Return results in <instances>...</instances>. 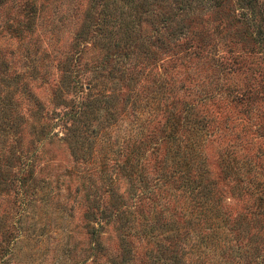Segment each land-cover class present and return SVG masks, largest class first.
Instances as JSON below:
<instances>
[{
	"label": "rangeland",
	"instance_id": "374dc122",
	"mask_svg": "<svg viewBox=\"0 0 264 264\" xmlns=\"http://www.w3.org/2000/svg\"><path fill=\"white\" fill-rule=\"evenodd\" d=\"M129 1L0 0V264H113L119 253L116 222L99 212L107 185L88 179L95 158L59 139L82 100L100 107L82 132L119 149L140 129L160 138L170 112L197 118L203 177L226 219L220 244H202L207 222L185 226L174 191L168 214L157 195L130 197L120 173L116 189L156 231L185 237L188 259L264 264V0ZM105 9L131 18L127 48L112 45ZM129 238L136 263L155 247Z\"/></svg>",
	"mask_w": 264,
	"mask_h": 264
},
{
	"label": "trees",
	"instance_id": "16d2710c",
	"mask_svg": "<svg viewBox=\"0 0 264 264\" xmlns=\"http://www.w3.org/2000/svg\"><path fill=\"white\" fill-rule=\"evenodd\" d=\"M122 3L126 4L125 0ZM128 4L130 5L131 1L128 0ZM105 10H107L105 12L108 16L107 24L110 25L106 24L103 28L109 29V31L114 30L112 33L117 36L112 45L118 51L127 48L132 44L134 31L131 18L126 20L122 17V9L115 15L110 9ZM125 52L127 51L121 52L123 59L126 57ZM121 54H119L120 57ZM91 89L92 85L88 90ZM95 104L93 109L90 104L82 100L75 111L76 113H69L74 116L73 121L67 123L64 117L61 121L64 131L59 135V139L71 143V151L74 154L78 148L82 158L94 157L95 168L92 174H88V179L90 180L91 176L95 174L107 185L105 188L107 198L103 200L99 212L105 222H116V227L119 230V253L110 255V260L113 264H198L188 259L191 253L185 250V237L172 229L156 231L152 225V219L146 217L145 214L140 218L137 217L125 196L117 191L112 180L113 177H116L115 173L123 175L127 182L128 195L132 198L146 199L157 195L159 200L165 202L162 209L168 214H172L168 204L169 195L174 191L175 196L173 197L179 195L184 198L180 203L179 210L191 216L190 221L185 220V226H190L195 231L196 225L199 226L196 223L198 220H202L203 223L207 222L206 226L209 231H202L201 239L204 241L202 244L205 247L208 246V243L214 246L220 244L221 240L225 238V235L222 237L221 234L227 228L226 219L221 217V209L213 197L212 188L203 177L204 159L201 157L198 138L193 133L198 119L191 117L188 121L187 118L170 112L165 118V128L162 126L164 134H161L160 138L152 139L149 134L142 135L143 129H140L135 136L131 135L132 138H127L125 149H121V147L119 149L115 148L114 143L109 139L103 143L104 137L86 136L82 132L92 124L93 119L100 118V107L96 102ZM103 108L108 107L104 104ZM107 113L106 116L109 117L110 112L107 111ZM181 129L183 131L178 132ZM54 134L58 135L59 133ZM131 140L132 143L129 144ZM100 141L102 146L93 156V152L95 153L96 150L95 142L99 144ZM129 145H131L130 148H128ZM193 215L194 219H192ZM192 220L194 221L192 222ZM166 222L164 220L163 226H166ZM136 233L146 237L147 240L151 239L155 246L154 249L149 248L144 253L145 257L140 263L135 261L136 250L129 238ZM200 233L201 231L196 232L199 235ZM92 234L96 236L97 229L94 228ZM218 249L221 248L218 247ZM220 255L223 254L220 253ZM223 264H226V261Z\"/></svg>",
	"mask_w": 264,
	"mask_h": 264
}]
</instances>
